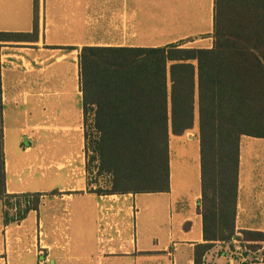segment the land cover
<instances>
[{"label":"crops","instance_id":"0c3cea01","mask_svg":"<svg viewBox=\"0 0 264 264\" xmlns=\"http://www.w3.org/2000/svg\"><path fill=\"white\" fill-rule=\"evenodd\" d=\"M149 20L181 27L182 34L145 43ZM212 23L213 0H0V33L29 37L0 43L3 131L16 135L10 152L4 138L6 195L38 199L20 221L0 201V264H194V250L206 244L198 212L201 167L198 185L189 162L190 146L200 149L198 118L169 142V192L146 193L161 199L96 193L110 184L95 181L96 169L90 174L86 167L79 55L86 47L178 42L210 49ZM202 41L210 46H196ZM249 139L240 140L232 240L242 232L262 234L263 241L243 245L249 260L264 264V156L243 155ZM176 192L181 200L172 203ZM172 204L174 221L167 217ZM231 241L213 243L202 263L238 264Z\"/></svg>","mask_w":264,"mask_h":264},{"label":"trees","instance_id":"16d2710c","mask_svg":"<svg viewBox=\"0 0 264 264\" xmlns=\"http://www.w3.org/2000/svg\"><path fill=\"white\" fill-rule=\"evenodd\" d=\"M209 38L210 49L178 42L161 48L86 47L79 55L86 167L111 177L96 193L169 192V142L188 133L198 118V212L206 244L194 250V264H203L213 243L235 237L240 140L264 139V0H213ZM23 39L29 37L0 33V43ZM2 119L0 79V201L20 221L38 199L6 195ZM238 240L243 245L263 236L242 232Z\"/></svg>","mask_w":264,"mask_h":264},{"label":"rangeland","instance_id":"374dc122","mask_svg":"<svg viewBox=\"0 0 264 264\" xmlns=\"http://www.w3.org/2000/svg\"><path fill=\"white\" fill-rule=\"evenodd\" d=\"M148 7L150 8L149 4H148ZM146 24H148V29L146 30V32L144 34L145 35L144 36L145 43L155 44V45L156 44H165L171 38L177 36L180 33L182 34L181 27L179 28V27H177L175 25L163 24L161 22H156V20H149ZM210 43L211 42H209V41H202V43H199V45L197 44L196 46H202V47L206 46L207 47V46H210ZM191 46H193V45H187V47L184 46L182 48H188V47H191ZM15 136L16 135L14 133H12V132H9V131L4 132L5 145H6V149H7L8 152H10V150H12V148L14 150L16 149V146H14V144L16 142L15 141ZM254 141H259V142H254ZM242 147L244 149L243 150V155H251V156L257 157V156L262 154V156H264V142H263V140H254V139L244 140V141H242ZM198 150L199 149H198V146L196 144H193V145L190 146L189 155H191V156L189 157V162H191V160L193 161L192 168L194 169V175H196V176L198 175V185H199L200 184V182H199L200 153H199ZM84 155H85L86 164H87V156L85 154V151H84ZM178 156H179L178 153L175 150H173L172 161L175 162V160L178 159ZM95 179H96L95 181H101L102 183L108 182V181H105V178L102 175L101 176L95 175ZM142 198L152 199V200L157 201V200L161 199V196L152 195V194H143V195H139L138 200L142 199ZM189 199L186 198V197H184L182 199V201L185 203L186 207L189 204ZM176 200H177V202L179 200H181V195H179V192H176L173 195L172 203H174ZM16 201L13 199V200H10V203L14 204ZM2 204H3V206L5 207L6 210H10L11 209L12 211H14V208L9 207L6 202H4ZM174 207L175 206H173V204H172L171 209L167 210L168 219L169 220L171 219L173 221H174V219L176 217V210H175ZM136 209L137 210H139V209L141 210V205H140L139 202H136ZM133 223H134V221H133Z\"/></svg>","mask_w":264,"mask_h":264},{"label":"built area","instance_id":"2783aa9c","mask_svg":"<svg viewBox=\"0 0 264 264\" xmlns=\"http://www.w3.org/2000/svg\"><path fill=\"white\" fill-rule=\"evenodd\" d=\"M96 171L94 173L95 175H96ZM103 177L105 178V181L108 182L111 179L109 175H104ZM102 188L104 189V187ZM231 243L233 245V253L237 258L238 264H260V261L258 262V259L251 261L245 256V252H247V248L244 245H242L241 242L234 239L231 241Z\"/></svg>","mask_w":264,"mask_h":264}]
</instances>
